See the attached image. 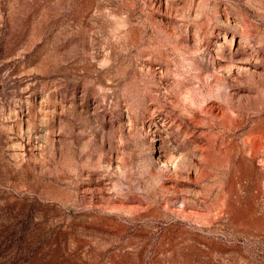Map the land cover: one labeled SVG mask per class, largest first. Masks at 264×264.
I'll return each mask as SVG.
<instances>
[{"label": "rangeland", "instance_id": "374dc122", "mask_svg": "<svg viewBox=\"0 0 264 264\" xmlns=\"http://www.w3.org/2000/svg\"><path fill=\"white\" fill-rule=\"evenodd\" d=\"M0 264H264V0H0Z\"/></svg>", "mask_w": 264, "mask_h": 264}]
</instances>
